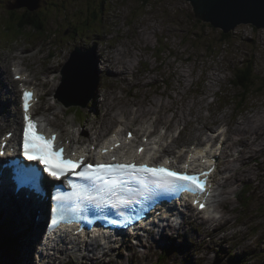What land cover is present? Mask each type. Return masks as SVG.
Returning <instances> with one entry per match:
<instances>
[{
  "label": "rangeland",
  "instance_id": "rangeland-1",
  "mask_svg": "<svg viewBox=\"0 0 264 264\" xmlns=\"http://www.w3.org/2000/svg\"><path fill=\"white\" fill-rule=\"evenodd\" d=\"M51 3H55L57 9L53 8ZM6 4V0H0V23L9 12ZM63 7L67 8L66 12L60 10ZM22 10L23 8L16 9ZM37 11L44 13L41 15L44 21L43 31L41 33L33 31L35 36H32L29 29H25L24 35L16 38L13 31L0 27V66L4 65L5 57H8L7 67L22 59L21 65H26L40 84L43 82H49L50 86L54 84L53 90L48 92L47 98H43L38 109L40 114L45 115L53 123L67 127L69 117L74 116L77 124L74 127V137L79 135L82 139H88L92 138V133L105 118L111 119L112 114L116 112L125 117L130 116L131 112L134 116L143 112L145 115L137 119L141 121L133 127L139 128L140 124L148 126L154 119L157 122L153 125L155 134H161L166 129L172 136L181 139L176 147L178 149L188 137L193 138L189 126L187 128L183 123H177L176 127L171 128L173 124L167 118H163L161 122L155 118L158 110L163 113L173 112L174 116L176 110L174 106L180 102L177 108L181 118L186 115L189 119V115H195L197 110H202L205 116L198 139L205 137L207 133L213 136L215 131L221 127L224 130L227 126L230 134L227 144L229 156H236L242 150V155L237 158L235 164L239 165L232 174L223 168L231 165L230 159L227 157L224 162V158L220 157L221 164L218 167L216 181H224L227 176L223 183L222 197L228 202L226 207L224 204L219 207L226 218L218 225H215L217 223L215 221L213 226H207L188 215L187 217L193 219L191 222L177 223L185 225L184 230H167L168 233L163 238H151L150 234L139 241L140 245L136 240L131 241V244H123L108 254L109 256L97 260L100 262L97 264H151L157 261L162 253L164 257L160 264H264V150L254 153L258 147L255 145L254 148H250L252 142V138L248 137L250 134L244 135L248 137L247 143L238 140L241 136L238 125L233 130L237 121L249 122L258 118L264 123V88L259 90L258 87L246 96L244 103H241L240 89L231 84L234 75L240 71L239 67L246 64H252L254 73L264 78V29L241 24L230 31L227 38L221 40L220 29H213L209 23L194 19L191 4L185 0H42ZM72 26L75 28L72 29ZM114 28L116 30L110 32ZM92 41L96 44L94 49L97 59L95 76L98 79L96 91L87 104H73L79 98L77 93L80 92V95L82 93L85 79L93 82L95 77L79 78L75 81L69 77L68 71H64L68 78L61 80L60 69L75 46L84 50L93 46ZM109 44L113 45L112 48L114 45L125 44L121 49L113 48L114 57L119 55L120 50L125 52V63L129 60L127 63L130 64V61L140 58L139 66L132 65L126 69L135 68V72H139V77L144 76L142 89L130 87L128 90L125 86L123 89L120 78L109 73L107 64L100 63L102 70L100 69L97 50L103 49L100 50L102 54L107 51ZM129 45L134 47L133 50ZM1 71L3 70L0 69V76ZM8 72L7 77L2 78L0 86L11 82L12 69ZM182 72L191 73V78L194 79L191 84L189 82L184 86L180 84L177 73ZM133 78L125 80L129 83ZM136 81L139 84V78ZM145 82L149 83L145 85ZM155 82L159 85H155ZM41 88L45 91L43 86H40ZM173 88L182 93L176 92ZM1 92L2 90L0 94ZM106 92L108 94L105 95ZM169 93L175 99H179L178 102H172ZM101 94L105 98L104 104H101L103 101ZM145 96H148L144 101L146 104H149L153 97L157 100L160 98L165 103L168 100V105L163 109L154 108L152 111L155 114L148 113L150 111L148 108H139ZM2 97L5 111L1 112L0 119L12 118L14 112L18 111L12 95L5 97L3 94ZM119 101H122L121 105ZM48 104H52L51 110L45 109ZM18 113L20 122V112ZM104 113L106 117L100 119ZM163 124L166 125L164 130ZM248 126L264 129V125L261 124L254 123ZM8 128L11 127L0 129V134ZM180 129L183 131L177 135ZM255 132L258 135L257 131L251 133ZM166 142L171 143L168 139ZM189 143L193 144L187 141L185 145ZM244 176L247 178L243 179ZM249 177L255 182L263 179L261 185H255L258 190L256 194L260 199L254 196ZM219 198L215 199V206ZM9 218L2 215L0 221ZM185 218L183 216L182 221ZM21 228L22 226H18L12 220L0 227V264L23 262L17 261V255L30 245L33 233L27 237L21 234ZM33 230L37 232L36 229ZM158 230L154 229L152 234ZM9 232L15 235L14 240L18 242L15 248L4 244L3 235ZM7 250H18V253L14 251V256L11 257ZM25 257L28 258L27 255ZM61 257L63 258V255ZM110 258L112 260L109 261ZM73 259L76 260V256L71 252V257L66 259L69 264L96 262L94 258L83 260L81 258L75 262ZM61 264H65L64 259Z\"/></svg>",
  "mask_w": 264,
  "mask_h": 264
},
{
  "label": "bare ground",
  "instance_id": "bare-ground-1",
  "mask_svg": "<svg viewBox=\"0 0 264 264\" xmlns=\"http://www.w3.org/2000/svg\"><path fill=\"white\" fill-rule=\"evenodd\" d=\"M6 1H9V0H6ZM52 4V7L53 8H56V4L55 3H51ZM51 8V7H50ZM49 8V9H50ZM57 9V8H56ZM60 10L61 11H65L66 12V10H67V8L66 7H63V8H60ZM41 11V10H40ZM31 12H37V11H31ZM44 14V13H43ZM35 18L37 19V20H41V18H40V14H37L36 16H35ZM75 27V26H74ZM74 27L72 26V29H74ZM116 30V28H114V29H111L110 30V32H113V31H115ZM75 33V32H74ZM139 33V32H138ZM76 34V33H75ZM141 35V34H140ZM98 40L99 41H102V39H100V38H98ZM92 47H94V49L96 48V44L92 41ZM123 45H125V44H121L120 46H115L114 45V47H116V48H123ZM112 46L113 45H108L107 46V51H104V53H100V50H103V49H98L97 50V58H99V67H100V63L101 64H107V69H108V71H109V73L110 74H112L113 76H115L116 78H120L119 80L121 81V84H122V87L123 86H125L128 90H130V87H132V88H134V87H136V88H139V89H142L143 88V86H141V84H143V80H144V76H138V73L139 72H135V68L134 69H132V70H128V69H126V67L127 68H130L132 65H134V67H136V66H139L138 65V62H139V60H140V58L139 57H137L135 60H133L134 61V63H133V61H130V64L129 63H127V62H129V60L125 63V61H124V54H125V52L124 51H122L121 52V50H120V53H119V55H117V56H115L114 57V55H113V48H112ZM129 47L130 48H132V50H133V48L134 47H132V46H130L129 45ZM89 48H91V46H89ZM109 48V49H108ZM116 48H114V49H116ZM117 50V49H116ZM127 52V51H126ZM138 53V52H137ZM131 54V53H130ZM16 55H18V54H16ZM133 55V54H132ZM25 56V55H24ZM133 57V56H132ZM100 58H102V59H100ZM7 60H8V57H5L4 59H3V63H4V65L3 66H0V69H2L3 71H1V79H0V82L2 81L3 82V79H4V77H7V75L9 74V72H8V70L9 69H16L17 68V72L16 73H14V75L15 74H17V73H21V74H24L25 73V71L23 70V69H25V68H23V66L21 65V63H22V59H19L18 61H15L13 64H10V66L9 67H7ZM97 60V59H96ZM167 64H169L170 65V63L168 62ZM9 68V69H8ZM153 69H155V67H152ZM28 69V68H27ZM100 69L102 70V67H100ZM29 70V69H28ZM151 70V69H150ZM178 69H176V71H177ZM175 71V72H176ZM151 72V71H150ZM155 72V71H154ZM173 73H174V71H173ZM145 75H148L149 76V74H145ZM173 75V74H172ZM177 75H178V77H179V82H180V84L181 85H183L184 86V84H186L187 82H189L190 84L193 82V78H191V73H187V72H182V73H177ZM3 76V77H2ZM155 76V75H154ZM131 77H134L129 83L125 80L126 78H131ZM156 77V76H155ZM188 77H190L189 79H188ZM221 77V76H220ZM3 78V79H2ZM139 78V84L137 83V79ZM173 78H174V80L177 82V79H176V77H175V75H173ZM188 79V80H187ZM217 79V78H216ZM54 82V81H53ZM44 83L45 82H43V84H40V86H43L44 87V89H45V91H47L46 92V94H48V92L49 91H52L53 90V87L54 86H50L49 87V90L47 89V86H45L44 85ZM149 82H145L144 84L146 85V84H148ZM178 83V82H177ZM155 85H159V84H156V82L154 83ZM189 84V85H190ZM6 85V89H7V93L8 94H11V95H13V94H15L16 93V85H14V84H12V83H9L8 82V84H5ZM187 86V85H186ZM43 88H41V89H39L38 91H41ZM123 89H125L124 87H123ZM174 89V88H173ZM187 89V88H186ZM176 92H178V93H182V92H180L179 90H177V89H174ZM166 93V92H165ZM106 94H108V92H106L105 93V95ZM170 94V93H169ZM214 94H216V92H214ZM162 95V94H161ZM172 94H170V98H172V102H178V100L179 99H175V97H172L171 96ZM168 96V95H167ZM0 97H2V95H0ZM101 97H102V99H103V101L101 102V104H104V101H105V98H104V95L103 94H101ZM146 97H148V96H145L144 97V99H143V102L140 104V106H139V108H148V110H150L148 113H152V114H155L152 110L154 109V108H164L165 107V105H168V100L166 101L167 103H165V102H163V101H161V99L159 98L158 100L157 99H153V97H151L152 98V100L150 101V103L149 104H146L144 101H146L148 98H146ZM45 98H47L46 96L44 97V99ZM0 99H2V98H0ZM2 100H4V99H2ZM107 103H109V101H107ZM119 103V105H121L122 104V101H119L118 102ZM180 103V102H179ZM179 103H176L175 104V106L174 107H176V110H175V114H173L174 116H172V113L173 112H168V113H163L161 110H158L157 111V118H155V119H157V121L158 122H161L162 121V119L164 118H167L168 120H170L171 121V123L173 124V126H171V128H173V127H176L178 124L177 123H183L184 124V126L186 127L187 126V128H188V126H189V128H190V131H191V134L193 135V138H190V137H188L187 139H186V141H184L185 143L187 142V141H191V142H193L196 146H198V147H200L201 148V150L199 151V154H200V156H203L205 153L207 154V156L210 158L209 160H215L217 157H223L224 158V162H225V160H226V158L228 157V159H230V162H231V165L230 166H227V167H223L224 168V171H227V173H229V174H232L234 171H235V169L237 168V166L239 165V164H237V165H235L236 164V162H237V158H239L241 155H242V150H240L239 152H238V154L236 155V156H229L230 154H228V152H227V148H228V140L230 139V134H229V131H228V128H227V126L225 125V124H222V125H225L226 126V130L225 131H221L217 136H215V135H213V136H211V135H209L208 133H207V135L204 137H202L201 139H198V133L202 130V128H203V126H204V123L202 122V120H203V118L205 117L204 115H203V113H202V110H197V111H195V115H189V119H188V117L185 115H183L184 117H180L179 116V112H178V108H177V106L179 105ZM181 105V104H180ZM4 106H5V103H3V102H0V108H1V110L3 111V108H4ZM39 106V104H37V107ZM186 106H187V104H186ZM173 107V106H172ZM67 108V107H66ZM66 108L64 109V111L66 110ZM99 108V107H98ZM109 108H110V106H109ZM118 108H122V107H118ZM46 110H51L52 109V104H48V106L45 108ZM209 109H210V107H209ZM180 110V109H179ZM189 109H188V107H187V111H188ZM63 111V112H64ZM182 113V112H181ZM189 113H191V112H189ZM147 114V113H146ZM145 114H143V112H139L138 113V116H134L133 114H132V112H131V114H130V116H127V117H125V115H122L120 112H116L115 114H112V118L111 119H109V120H107L105 117H106V115H105V113L103 114V116H100L99 118L101 119V118H105V120L104 121H102L101 123H100V126L98 127V128H96L95 129V131L92 133V138H89V139H91V141H90V143H93L94 142V140L95 139H103V138H108V135H109V133L110 132H112V131H117L118 133H122L123 135H125L126 134V132L128 131V130H132L131 128L135 125V124H138L139 123V121H141V120H137V119H140L142 116H144ZM19 113H18V111L16 110L15 112H14V117L13 118H9V117H4V119H1V121H0V129H4V128H6V127H11L12 129H16V124L18 123V121H19ZM151 118H154V117H151ZM69 119L70 120H68L67 121V127H65V126H63V125H61V126H58V125H56L55 123H53L51 120H49L48 118H46V120H48V123H45L46 124V126L48 127V128H52L53 129V131H56V132H58L60 135H59V138H60V141H61V144H66V147H68L69 148V151L67 150V153H71L72 154V150H75V148L73 147V145L75 146V143H74V134H73V129H74V127L77 125L76 124V120H75V117L74 116H72V117H69ZM263 120V119H262ZM155 120L153 119L152 120V122H150L151 124L150 125H148V126H145V125H143V124H140L141 125V127H139V128H135V130H133V136L130 138V143H132V141H137V139L139 138L140 140L142 139V137H144V136H146V137H149V139H150V144H151V146L149 147V148H147L146 147V150H150V151H153V153L154 154H159V153H163V156L165 155V157H169L170 155H171V153H175L174 154V158H175V160H178V157L180 156V152H181V148H178V150L177 151H175L174 149H176V147H177V144H178V142L181 140V139H179V138H177V137H174V136H172L168 131H165V132H162L161 134L160 133H158V134H155V130H154V128H153V125H155ZM157 123V122H156ZM261 124V125H264V123L260 120V119H258V118H255V119H251V121H247V120H244V121H237V123H236V125L233 127V130H235L236 129V127H237V125H238V128H239V131L241 132V136L239 137V139L238 140H242V141H245V142H247L248 143V141H247V138L249 137V138H252V142L250 143V148H254L255 147V145L258 147L255 151H254V153H256V152H261V151H263L264 150V129L263 130H259V129H256L255 127H249L248 125L249 124ZM151 127V128H150ZM164 128H166V125L165 124H163V130H164ZM93 129V128H92ZM143 131V134L140 136V137H138V133L140 132V131ZM210 130V129H209ZM180 131H183V129H180ZM219 131V130H218ZM253 131H257L258 132V135L256 134V132L255 133H251V132H253ZM159 132V131H158ZM217 131H215V133H216ZM245 132V133H244ZM214 133V134H215ZM246 134H250V136H248V137H246V136H244V135H246ZM220 135H222V136H224V138H223V140L222 141H220L221 142V145H222V147H221V151H220V156L218 155V151H219V148H220V146L219 147H216L215 145L216 144H214L213 143V139L214 138H218ZM242 136H244V138H241ZM87 137H89V135L87 136ZM258 137V138H257ZM166 139H168V140H170L171 141V143L170 144H165V140ZM260 141H263V143H260ZM138 142V146H140L141 144H143L145 141L143 140V141H137ZM182 143V145H184L185 143ZM238 144V143H237ZM236 144V145H237ZM90 145V144H89ZM190 143L187 145V148L189 149L188 151H186V155H187V153L190 151V150H192L191 148H190ZM235 145V146H236ZM78 147H80V144L78 145ZM198 147H196V149L198 148ZM237 150V149H236ZM131 151V150H130ZM130 151H129V155L130 156H133L131 153H130ZM238 151V150H237ZM108 152L109 153H111V150H110V148H108ZM123 152H124V150H123V148H119V154L122 156V157H125L124 155H123ZM224 162H222V163H224ZM239 163H240V161H239ZM257 165V164H256ZM256 170V169H255ZM250 173H252V172H250ZM17 178L18 179H20L21 178V176L19 175V176H17ZM227 178V176L225 177V179ZM245 178H247L246 176H244V178L243 179H245ZM225 179H224V181H219V182H217V186L215 187V189H214V191H215V196H214V198L215 199H217V198H219V197H221V199L219 198L218 199V203L216 204V206H215V204H214V202H215V200L213 201V204H214V206L215 207H217V209L215 210V211H219L218 210V208L220 207V205L221 204H224V206L226 207L227 206V200H225V199H223V197H222V195H223V191H222V188H223V183L225 182ZM249 179L251 180V185H252V187H253V189H254V196L257 198V199H260V196L258 195V194H256V192L258 191V190H256V187H255V185L256 184H262L263 182H262V180L263 179H261L260 181H258V182H255L254 180H252V178H250L249 177ZM250 180H249V182H250ZM11 184V183H10ZM6 197L8 198V199H11V196H9V195H6ZM17 202H15L16 203V205L18 206H16L15 208L16 209H20L21 210V213H19L15 208H11L12 210H14V212H10V213H8V214H6V215H9L10 217H16L17 219H18V224L20 225L21 223H23V222H26V223H29V222H33V219L35 218V216H36V209L34 208V207H30V208H26V206L28 205V204H23L19 199H17L16 200ZM210 208H211V206H210ZM215 211H213V212H215ZM191 212V209H190V207H186V210H185V212H184V216L187 218V215L189 214ZM220 213H221V216H219V218L217 219V221H218V224H219V222L223 219V218H226V216H225V213H223L222 211H219ZM44 214H45V212L44 211H42L41 213H40V221H38V224H40L41 222H42V217L44 216ZM192 217H195V220H198V219H200V217H198V216H196V215H191ZM213 219H210V218H201L200 220H199V223H201V224H206L207 226L209 225V226H213V224H211L210 222L212 221ZM224 220H226V219H224ZM156 221V223H154L153 222V224H152V226L151 227H154V225H157L158 227L157 228H159V233L160 234H162V232L165 230V227L168 225V224H166V226H162L161 228H160V226L157 224L158 223V220H155ZM159 224H161V222L159 223ZM188 225V224H187ZM205 225V226H206ZM217 228V227H216ZM38 230V229H37ZM28 232V229H26V230H23V232ZM88 233V231H85V233ZM98 231H96V233H97ZM182 232V231H181ZM156 233V232H155ZM9 234V237L11 238V240H12V235H11V233L9 232L8 233ZM24 235H26L25 233H23ZM171 234V233H170ZM169 240V239H168ZM13 241V240H12ZM110 241V240H109ZM158 241V240H157ZM111 243H112V241H111ZM74 244L78 247V248H80L79 250L80 251H82V249L83 248H81V247H85L86 249H87V245H85L84 243H83V241L80 239V238H77V239H75V241H74ZM102 244L104 245V246H108L109 245V243L106 241V240H102ZM49 245L50 246H52V243H49ZM103 245H101V250H102V252H103V254L105 255V248H104V246ZM114 246V249L119 245V243L116 241L114 244H110V246ZM12 246H13V248H15V244H14V242H12ZM157 246V245H156ZM31 247H27V249H26V251L27 252H29L30 254H31V252L29 251V249H30ZM60 248H62L63 249V247H60ZM190 250V249H189ZM6 251V250H5ZM15 251V250H14ZM15 253H18V250L17 251H15ZM21 255H24L22 252H21ZM20 254L19 255H17V258L19 257H22ZM78 258V260H79V257H77ZM52 260H53V262H54V264H61L63 261L62 260H60V261H58L57 263H56V261H55V258H53L52 257ZM110 260H112L111 258L109 259V261ZM21 264H26L25 262H20ZM64 263H66L65 261H64ZM67 264V263H66Z\"/></svg>",
  "mask_w": 264,
  "mask_h": 264
},
{
  "label": "snow or ice",
  "instance_id": "snow-or-ice-1",
  "mask_svg": "<svg viewBox=\"0 0 264 264\" xmlns=\"http://www.w3.org/2000/svg\"><path fill=\"white\" fill-rule=\"evenodd\" d=\"M207 7L210 9L212 6L208 5ZM31 97L32 93L28 91L23 93L25 121L22 144L23 156L29 161H39L44 166V171L55 180L76 176L82 181L90 182L92 188L86 187L84 184L72 183L73 191L70 194H60L54 197L60 201L74 199L76 205L73 212L80 211V205L83 203L91 204L98 209L104 206L115 208L117 205H126L134 199L133 189L129 187L133 183L141 189L140 194L146 197L148 194H155L159 191L203 194L207 190V172L190 175L170 170L164 166L151 167L146 164L135 163H97L92 165L84 163L83 157L76 161L70 158H62L57 162L54 157L61 156L63 149L54 151L50 147L55 139L54 133L51 138H46L34 131L37 125L28 115ZM8 135L11 136V133ZM3 154V151H0V155ZM113 159L115 158L113 157ZM78 168L81 170L77 171ZM194 203L198 202L194 201ZM199 207L203 208L204 205L200 204ZM56 211L57 209L54 208L53 212ZM63 218L61 214L60 219ZM110 222L115 225L118 220L113 219ZM58 223L56 218L51 221L53 226H57Z\"/></svg>",
  "mask_w": 264,
  "mask_h": 264
},
{
  "label": "water",
  "instance_id": "water-1",
  "mask_svg": "<svg viewBox=\"0 0 264 264\" xmlns=\"http://www.w3.org/2000/svg\"><path fill=\"white\" fill-rule=\"evenodd\" d=\"M189 1L192 7L194 19L209 23L213 29L218 28L223 33H229L238 25H251L256 29H264V0H185ZM41 0H9L7 9L26 7L29 11L40 7ZM211 5L209 9L207 6ZM96 58L94 47L81 50L75 47L68 60L62 67L63 80L68 77L64 71L69 72L73 80L79 78L92 79L91 82L85 79V86L82 93H77L78 100L73 104L85 105L92 95L96 84Z\"/></svg>",
  "mask_w": 264,
  "mask_h": 264
},
{
  "label": "trees",
  "instance_id": "trees-1",
  "mask_svg": "<svg viewBox=\"0 0 264 264\" xmlns=\"http://www.w3.org/2000/svg\"><path fill=\"white\" fill-rule=\"evenodd\" d=\"M37 14H40L41 20H37L35 18ZM41 15H43L42 12H31L29 9L23 11H9L4 22L0 24V27L2 26L3 29L8 28V30L13 31L16 38L24 35L25 29H29L32 35L35 34L33 31L41 33L43 31L42 22L44 21V18L41 17ZM228 36V33L221 32V40H224ZM239 68L240 71L234 75L231 80V84L235 88L240 89V102L244 103L248 94L252 93L258 87L259 90L264 88V78H261L259 75L254 73L252 64L242 65ZM163 257H159L158 261L152 262L151 264H160Z\"/></svg>",
  "mask_w": 264,
  "mask_h": 264
},
{
  "label": "clouds",
  "instance_id": "clouds-1",
  "mask_svg": "<svg viewBox=\"0 0 264 264\" xmlns=\"http://www.w3.org/2000/svg\"><path fill=\"white\" fill-rule=\"evenodd\" d=\"M8 11H13V10H9V9H7ZM76 26V25H75ZM75 28V27H74ZM77 47H79V46H77ZM92 47V46H91ZM80 48V47H79ZM87 49H90L89 47L87 48ZM96 58V57H95Z\"/></svg>",
  "mask_w": 264,
  "mask_h": 264
}]
</instances>
